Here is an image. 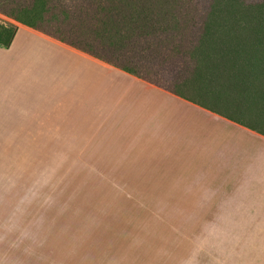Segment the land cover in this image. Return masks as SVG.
<instances>
[{"label":"crops","instance_id":"0c3cea01","mask_svg":"<svg viewBox=\"0 0 264 264\" xmlns=\"http://www.w3.org/2000/svg\"><path fill=\"white\" fill-rule=\"evenodd\" d=\"M5 16L17 31L0 44V139L53 141L105 187L149 188L155 204L209 197L264 227V105L250 91L259 81L230 85L212 67L138 61L131 42L58 27L57 7L45 23Z\"/></svg>","mask_w":264,"mask_h":264},{"label":"rangeland","instance_id":"374dc122","mask_svg":"<svg viewBox=\"0 0 264 264\" xmlns=\"http://www.w3.org/2000/svg\"><path fill=\"white\" fill-rule=\"evenodd\" d=\"M221 3L233 7L231 0ZM211 4L212 0H8L0 1V9L27 19L44 18L45 23L57 7L58 27L84 30L92 29L93 15H100L95 7H108L117 18L122 7H132L128 12H133L136 7ZM0 12L2 21L15 24ZM157 35L172 37L173 32L161 28ZM170 40L162 41L167 45ZM137 48L138 61H157L155 52L144 55L146 48ZM149 77L170 82L165 76ZM52 144L0 139V264H264V227L261 221L247 219V213L219 212L207 202L209 197L178 195L174 203L155 204L149 188L105 187L96 173H87L83 157L57 156Z\"/></svg>","mask_w":264,"mask_h":264},{"label":"trees","instance_id":"16d2710c","mask_svg":"<svg viewBox=\"0 0 264 264\" xmlns=\"http://www.w3.org/2000/svg\"><path fill=\"white\" fill-rule=\"evenodd\" d=\"M221 2L212 0L210 7H136L133 12H128L132 7H122L117 18L107 12L108 7H95L100 15H93L91 22L111 42H131L145 47L144 55L155 52L159 58L183 60L195 69L212 67L211 76L228 74L230 85L256 79L260 84L250 91L264 105V0H231L233 7H221ZM6 14L26 22L22 16ZM161 28L173 36L159 37ZM16 31L15 24H0V44L10 46ZM166 38H171L167 45L162 41Z\"/></svg>","mask_w":264,"mask_h":264}]
</instances>
